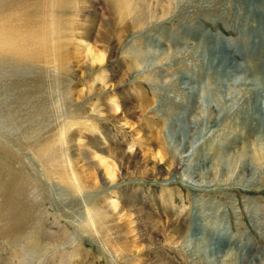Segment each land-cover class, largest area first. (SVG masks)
<instances>
[{"label":"rangeland","instance_id":"obj_1","mask_svg":"<svg viewBox=\"0 0 264 264\" xmlns=\"http://www.w3.org/2000/svg\"><path fill=\"white\" fill-rule=\"evenodd\" d=\"M47 1L48 10L57 2L51 8L52 19L60 29L52 53L34 65L0 63V67H9L6 82L0 84V264H26L22 256L30 245L38 246L42 222L51 231H65L69 243L59 244L48 257L38 253L32 264H157L161 260L212 264L207 263L211 259L181 245L150 242L152 232L143 242L140 237L146 230L139 232L142 225L133 217L139 211L118 216L113 206L109 208L113 203L131 205L133 201L159 219L173 216L184 228L202 231L212 241L221 242L224 250L259 254L254 264H264V128L256 132L253 122L264 115L259 110L262 107L264 112V86L259 93L255 82L246 80L264 69V0L251 5L238 0H160L161 6L152 0L148 19L138 27L131 18L121 20L111 12L115 0ZM27 5L29 15L23 23L30 22L25 34L37 31L38 21L45 19L32 1ZM206 38L222 46L230 61L231 78L224 82L220 95L226 97L225 105L224 100L211 101L215 90L207 87L216 74L210 76L204 67L212 59L211 51L205 48L198 55L193 50ZM133 56L143 63L134 71ZM103 76L115 79L110 77L105 85ZM111 101L139 108L112 117L105 107ZM166 126L178 129L172 142ZM53 137L63 151L60 168L73 167L86 186L83 190L72 193L56 174L48 177L28 147ZM246 144L251 146L253 163L247 172L254 171V166L258 171L253 173L252 185L237 182L243 161L227 175L209 167L219 162L217 154L229 151L236 157ZM111 148H124L135 155L130 163L118 161L106 153ZM158 149L164 151L171 168L165 173L167 164L161 165L165 178L152 171ZM202 152L213 160L198 166ZM99 158L111 176L105 174ZM191 159L194 172L208 174L206 179L196 173V177L203 176V187L183 177L191 171ZM145 165L151 175L138 170ZM24 186L30 193H20L12 201L9 194L16 197V189L21 191ZM89 205L99 206L110 218V233L104 241L93 230L83 231L73 218L85 213ZM63 208L73 209L71 217ZM19 220L24 221L21 228L11 231ZM120 244L126 252L118 250ZM115 251L121 253L115 255ZM231 264L237 263L232 260Z\"/></svg>","mask_w":264,"mask_h":264},{"label":"bare ground","instance_id":"obj_2","mask_svg":"<svg viewBox=\"0 0 264 264\" xmlns=\"http://www.w3.org/2000/svg\"><path fill=\"white\" fill-rule=\"evenodd\" d=\"M30 1H32L33 5L37 7V12L41 11V14H38V13L37 14L39 16L41 15L45 16V19H43L42 21L41 20L38 21L39 29L37 31L36 30L30 31L28 34H25L23 33V30H25L26 25L28 27V24L30 21L28 23H23V18L26 17V15L27 16L29 15L27 13L28 12L27 4ZM45 1L47 0H0V63H6V62L12 63L13 62L16 66L31 65V64L34 65L37 63L44 62L48 57L47 54L52 53L53 49L55 48V44H56L55 36H59L60 34L59 33L60 29L57 28L59 23L56 22L54 19H52V16H55V14H53L54 10L51 9L53 6H55V3L57 2L53 3L51 1L52 3L50 4V6L52 7L50 8V10H48L49 5L46 4ZM239 1H242L244 4H250V5L255 3V0H238V2ZM151 2L152 0H115L113 2V5L111 6L112 7L111 12L116 13L117 16L121 20H125L128 17L131 18L130 19L131 23L134 24L135 27H138L141 24H144L146 20L148 19L149 12L152 11L153 9L151 6ZM158 2H159V5L161 6L162 1L158 0ZM10 8L12 10H9ZM163 8L164 7H161L162 11H164ZM164 14H161V15H164ZM158 15L160 14L158 13ZM121 38L122 37L120 36L118 40L121 41L122 40ZM105 40H106V37L103 38V41ZM211 42L212 41L206 38V41H200L199 43L194 45L195 48L193 50L196 51V54L198 55L204 54L205 48L211 51L212 59L207 61L206 62L207 65L204 67L207 69L206 72L210 73V76L213 72L216 74L215 76L210 77L212 81H210L207 87H208V90L209 88H212L215 90V96L213 97L211 96V101L218 99L219 101L218 103H220L221 100H224V105H225L226 97L224 99V97H221L220 95H221V91L224 88V82L226 81V79L230 80L231 78L230 71L227 70L229 59L227 57V54L223 51L222 46H219V45L215 46L214 45L215 43L213 44ZM185 43L189 44L187 42ZM87 45L89 44L87 43ZM181 49L185 50V47ZM180 52L182 51L180 50ZM261 56L264 57V50L261 52ZM133 57H134V65L131 67L132 71L139 68L140 65L143 64V63L139 64L140 62H139L138 57H135V56ZM142 57L145 60L144 54L140 55L141 59ZM97 59H98L97 62L102 61L101 58H97ZM255 59H258V58L255 57ZM263 63L264 61L262 62V65ZM257 66H256V70H260V68H258ZM0 68L3 69V70H0V72L2 73V78H3V82L0 84L3 85L6 82V77L8 73L7 71L9 67L7 68L0 67ZM222 76H224L223 77L225 79L224 81L220 80V77L222 78ZM110 77L111 79H115L112 76H108V78L103 76V79L101 81H103L105 85H109L108 83H109ZM236 80L238 81L239 79L237 78ZM246 80L255 82L257 86L256 90L259 89L257 90V92L261 93L260 92L261 87L264 86V69H262L261 73L256 72L255 74L251 75V77L249 76L248 78H246ZM17 94H19V90L17 91ZM21 95L24 96L23 94ZM230 96L231 95H229V97ZM19 100H22V99L20 98ZM105 107H106L108 115L112 117L114 116L119 117L118 115L120 113L121 114H123L124 112L128 113L132 110L137 111L139 108V106H131L128 103L119 104L115 101H111L109 103L106 102ZM261 108L262 107H260L259 110L262 112V115H263L264 112ZM37 115L40 117L42 113L39 111L37 112ZM258 115H261V114L258 113ZM255 120H253L254 130L258 132L259 130L264 128V115L258 117L257 119L255 118ZM124 124L128 126V123H124ZM185 127H186V124H184V128ZM166 129H167L166 132H167L168 138L172 142L174 137L177 135L178 129L175 126L174 127L166 126ZM66 130L67 129H65V131ZM179 132H178V135L181 136L180 135L181 133ZM57 144H58V138L53 137V138H48V139L37 140L35 144H28V147H30L31 150L35 152L39 161L44 165V170L48 177H52L54 174H56L63 181V183L67 186L66 189L71 191L72 193H74L75 191L78 192L77 190L79 189L83 190L86 186H83L82 178H80L75 173L73 167L71 168V170L69 167L62 168V169L60 168L61 163H62V157H63L62 152L63 151L58 147ZM96 145L99 146V143L96 142ZM263 147H264V137H263ZM105 151L109 155L115 156L118 161H120V159L121 160L123 159L125 162L129 161V163L135 155L134 153H131L125 150L124 148H111ZM230 153L231 152L228 151V152H222L219 155L217 154L216 158L220 159L219 162L209 167L217 168V170L221 172L223 175H227L228 171H231V173H234L239 163L243 161L240 173L237 176V182L242 185H248V186L252 185L255 182L253 178V173H257L258 171H257V168L254 166V169H255L254 171L249 172V173L247 172L248 166L253 165L252 160H251L252 151H251L250 144H246L242 150V153L238 154L236 157H232ZM130 154H132L131 157H129ZM198 155L200 157V160L197 161L198 166L200 163L206 165L209 161L213 160L208 153L206 154L205 152H202ZM153 156L158 161L154 162V167H153L154 169L152 171L161 174L160 177L165 178L164 177L165 175L163 174V171H162L163 166L161 165H163L164 163L167 164L165 173L166 172L168 173V171H171V168H169L170 166L168 164L169 162L167 163L166 161V156L164 155V151H162L161 149H158L153 154ZM99 159L100 161L98 160L97 161L99 162L101 167H104L105 174L111 176L112 173L109 170L108 166L105 164L106 162L104 161V159L103 158H99ZM193 161L194 159L190 160L191 171L189 172V174H184L183 177L186 181L193 183L196 187L197 186L203 187L202 186V181H204L203 176L196 177V173L204 174V177L206 179H208V174L205 171L194 172V167L192 166ZM143 167L139 166L138 170L144 175H151V172L150 170H148L146 165ZM83 176L87 181H91L90 180L91 177H89L88 174L86 175L83 174ZM16 192H17L16 197H12L9 194V197L12 198V201L18 198L20 196V193H21V196H23V194L30 193L28 186L22 187L21 191H18L16 189ZM90 205L87 207L88 209L85 213L74 216L73 218L76 221H78V223L81 224L80 227L83 229V231L87 232V231L93 230V232H95L96 235L98 234V237L104 241L103 238L104 237L106 238V235L109 236V233H110L107 231L109 229L107 224L110 218L106 216L104 210L101 209L99 206L97 207L95 205H92L90 207ZM112 206L115 211L112 210ZM109 208L115 213V215L119 214L118 216H120L122 212L125 213L126 211L138 210L139 214L133 217L137 218V221L135 222L136 224L142 225V228L139 229V232L146 230L145 234L140 237L143 240V242L144 240H146V237L149 235V233L152 232L153 234H151L152 237L150 238V242H155L156 244H158L162 240H165L166 242L170 244L181 245V247H183L184 249L192 250L198 253L205 260L211 259V261L210 262L207 261V263H212V264H231L232 260H234L237 264H254L255 260H259L261 258L259 254L249 253L245 250H238L235 248H229V249L225 248L224 250L220 245L221 242L219 241L216 242L215 239L212 241V238L208 237L207 234L205 235V233H203L202 231L200 230L196 231L194 228H191V229L184 228L180 223L176 221V219L173 216H168L165 219H159L151 211L147 210L145 207L139 205V203L135 201H133L131 205H119V204L113 203L111 204V207L109 206ZM63 209H64L63 212L71 217V214L73 213V209L71 208H63ZM116 211L118 213H116ZM139 215L142 216V219H138ZM28 216H31V214H29ZM13 217L15 218L16 214H14ZM124 221H127V220L124 219ZM18 222L20 224L14 223L11 231H16L17 229L21 228L22 224L24 223V221L22 220H19ZM46 223L42 222L40 225V230H38V234H39L38 246L30 247L32 246L30 245L24 251V254L22 257L23 259L27 261L26 264H32V260L35 259V256L38 253H41L43 257H46V255L48 257L52 254L50 252L56 250L59 244L69 243V240L64 239L67 237V233L65 231H63L62 229L51 231L49 230L50 228H48V225ZM162 227L164 229V232H161ZM103 228L106 229L105 232H102ZM100 234L102 236H100ZM106 241L107 240H105V243L108 245V241L107 242ZM22 247H26V246L24 245ZM37 247H38V250L36 249ZM144 248H146V246H144L142 249ZM118 250L119 251L122 250V252L127 251V249H125L121 244L119 245ZM131 251H134V250H132L131 248ZM119 254L117 251H115V255H119ZM37 260L39 262V259ZM157 264H172V263L166 260H161V261H157Z\"/></svg>","mask_w":264,"mask_h":264}]
</instances>
